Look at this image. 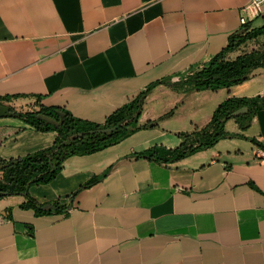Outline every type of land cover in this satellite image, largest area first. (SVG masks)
<instances>
[{
  "label": "crops",
  "instance_id": "0c3cea01",
  "mask_svg": "<svg viewBox=\"0 0 264 264\" xmlns=\"http://www.w3.org/2000/svg\"><path fill=\"white\" fill-rule=\"evenodd\" d=\"M251 1L0 0V104L22 112L56 107L103 124L149 84L180 81L232 39L264 27V3L256 13ZM252 40L264 35L225 59L250 53L242 47ZM257 96H264V67L229 88L157 85L140 119L156 127L71 156L53 181L30 188L53 208H23L24 195L0 199V264H264V149L252 141L264 145V108L248 127L232 117L227 137L181 160L139 155L178 147L183 134L211 123L224 100ZM57 137L0 117V159Z\"/></svg>",
  "mask_w": 264,
  "mask_h": 264
},
{
  "label": "trees",
  "instance_id": "16d2710c",
  "mask_svg": "<svg viewBox=\"0 0 264 264\" xmlns=\"http://www.w3.org/2000/svg\"><path fill=\"white\" fill-rule=\"evenodd\" d=\"M260 35H264V27L248 31L239 40L232 39L231 44L215 55L205 67L180 81L174 82L170 79H164L149 84L132 100L112 113L103 124L76 117L69 111L56 107L41 105L38 110L27 112L18 111L11 107L15 117L41 131L56 130L58 131V137L52 146L34 153L9 160L0 159V199L12 195H24L28 201L21 205L23 208L33 207L39 213L46 212L42 209L43 205L38 203L30 194V188L33 185L48 184L53 181L62 171L65 160L71 156L95 153L119 143L142 128L156 127L158 125L156 122L142 124L140 119L147 96L159 84L170 86L191 85L197 90H216L229 88L247 81L250 79L253 69L264 67V62L261 60L264 57V52L254 50L238 56L235 60H226L225 55L228 51L236 49L247 40ZM245 106L249 108L248 112L234 117L242 128L259 109L264 108V96L228 98L218 105L208 126L202 129L197 128L192 134H183L184 140L178 147L167 148L156 145L140 152L139 155L150 160L174 162L197 151L210 148L220 139L229 135L225 129L226 122L232 118V112ZM59 111L66 114L61 127L38 118L39 113H44L59 119ZM116 125H119V127L113 131L77 135L80 132ZM196 133H199L197 135L200 137L197 143L189 144L188 141ZM252 141L264 149V145L258 140L253 138ZM97 180L90 181L88 185L95 183Z\"/></svg>",
  "mask_w": 264,
  "mask_h": 264
},
{
  "label": "water",
  "instance_id": "95a60500",
  "mask_svg": "<svg viewBox=\"0 0 264 264\" xmlns=\"http://www.w3.org/2000/svg\"><path fill=\"white\" fill-rule=\"evenodd\" d=\"M246 30L247 29L244 28L242 30V32L244 33ZM248 110H249V108L247 106L242 107V108L237 109L236 111L232 112L231 116L235 117V116H238L241 114H245L248 112ZM58 114H59V119H56L55 117L44 114V113H39L38 118L41 120H44L50 124H53L57 127H61L64 123L66 114L63 111H59ZM13 115H14V111L12 110V108L9 105L0 104V117L13 116ZM250 123H251L250 121H247L245 124V127L250 126ZM118 127H119V125H116V126L109 127V128L91 130V131H87V132H80L77 135H85L87 133H93V132H108V131H113V130L117 129ZM53 207H54L53 204H46L42 208L44 210H48V209H51Z\"/></svg>",
  "mask_w": 264,
  "mask_h": 264
},
{
  "label": "rangeland",
  "instance_id": "374dc122",
  "mask_svg": "<svg viewBox=\"0 0 264 264\" xmlns=\"http://www.w3.org/2000/svg\"><path fill=\"white\" fill-rule=\"evenodd\" d=\"M254 48V49H252ZM242 49L246 52H252L254 50H257L259 52H264V41H253L251 44L246 45L245 47H242ZM264 62V57L261 59ZM199 133L194 134V136L188 141L189 144H196L198 139L200 138Z\"/></svg>",
  "mask_w": 264,
  "mask_h": 264
},
{
  "label": "built area",
  "instance_id": "2783aa9c",
  "mask_svg": "<svg viewBox=\"0 0 264 264\" xmlns=\"http://www.w3.org/2000/svg\"><path fill=\"white\" fill-rule=\"evenodd\" d=\"M264 3V0H252L251 3L249 4V6H247L250 10H252L253 12L259 13L261 10V6ZM241 23L243 25H247L248 24V18L246 16H242L241 17ZM3 221V217L0 216V222Z\"/></svg>",
  "mask_w": 264,
  "mask_h": 264
}]
</instances>
